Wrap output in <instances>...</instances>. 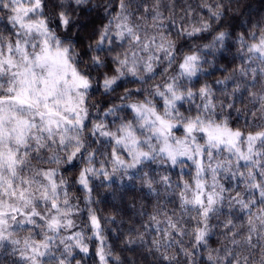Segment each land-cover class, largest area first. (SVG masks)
Segmentation results:
<instances>
[{"label": "clouds", "instance_id": "clouds-1", "mask_svg": "<svg viewBox=\"0 0 264 264\" xmlns=\"http://www.w3.org/2000/svg\"><path fill=\"white\" fill-rule=\"evenodd\" d=\"M0 264H264V0H0Z\"/></svg>", "mask_w": 264, "mask_h": 264}]
</instances>
